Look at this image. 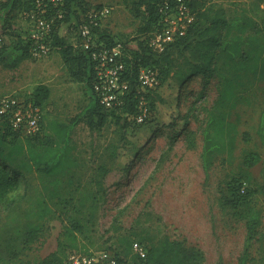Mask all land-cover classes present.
Here are the masks:
<instances>
[{
  "label": "rangeland",
  "instance_id": "rangeland-1",
  "mask_svg": "<svg viewBox=\"0 0 264 264\" xmlns=\"http://www.w3.org/2000/svg\"><path fill=\"white\" fill-rule=\"evenodd\" d=\"M257 1L213 0L228 15L251 9ZM89 3L90 11L106 5L113 8L102 27L121 42L130 40L132 44L153 32L147 6L139 0ZM138 5L141 12L136 9ZM31 13L20 12L14 21L16 30L26 36L37 29V16ZM75 33L68 32L71 43L77 40ZM217 63L223 72H235L221 53ZM245 80L249 81L247 77ZM224 83L220 74L210 78L195 75L186 81L175 126L156 131L148 126L125 130L120 110L106 111L104 124L94 130L86 120L80 122L73 131L79 166L64 177L60 198L52 200L54 212L20 258L0 264H39L54 251L62 256L71 250L109 249L127 256V239L140 233L149 234L146 240L166 233L183 239L204 251L206 264H240L248 244L246 223L252 210L261 213V224L249 245L248 264H264V143L258 134L264 81L238 91L237 107L228 117L236 123V136L232 145L216 152L205 168L202 154L208 119L227 110L219 103ZM41 84L50 90L42 102L43 132L51 120H69L89 103L84 82L71 75L58 47L45 57L25 59L17 68L0 67V97L15 94L31 98ZM162 87L168 95L169 86ZM161 107L165 110L168 105L161 103ZM27 140L0 122V150L13 159L12 166L24 167L22 186L12 196L27 193L41 201L47 198L44 187L51 177L28 164ZM135 147L140 150L133 155L130 152ZM250 150L261 157L253 167L245 163ZM3 205L0 202V221Z\"/></svg>",
  "mask_w": 264,
  "mask_h": 264
},
{
  "label": "trees",
  "instance_id": "trees-1",
  "mask_svg": "<svg viewBox=\"0 0 264 264\" xmlns=\"http://www.w3.org/2000/svg\"><path fill=\"white\" fill-rule=\"evenodd\" d=\"M139 1L141 5L147 6L145 9L149 13L151 31L160 28L161 6L166 0ZM263 1L258 0L251 9L228 15L226 9L213 0H193L191 5L196 13L195 21L184 36L171 42L163 52L156 51L149 44L150 35L145 39H136V43L131 44L130 40L121 42L116 39L102 25L96 26V46L114 47L121 44L126 77L130 80V90L122 106L107 109L101 104L94 89L96 70L92 49L84 46L80 33L81 25L91 10L89 0H63L61 5L44 0L41 3L42 9L37 7V0H0V67L14 69L25 59L33 57L36 40L19 33L14 21L20 12L36 13L38 18L45 17L52 22L48 43L52 48H60L71 75L84 82L89 94V103L77 116L69 120L53 119L47 124L45 132L27 137L28 164L51 177V181L44 187L47 192L46 199L35 201L34 196L27 193L18 198L12 196L22 186L24 167L12 166L13 159L0 150V202L4 204V215L0 221V263L20 258L38 239L44 220L54 212L52 200L60 198L64 177L79 166L73 131L80 122L86 120L94 130L104 124L106 111L120 110L124 113L125 130L148 126L151 131H156L163 126H175L181 115L180 95L185 82L195 75L210 78L220 74L225 78V83L219 103L227 110L213 113L208 119L202 154L205 168L209 166L216 152H222L228 145H232L236 136V123L228 117L237 107L240 99L238 91L247 88L249 84L264 81ZM138 6L136 9L141 12L142 7ZM249 30L253 31L247 34ZM69 31L76 32L75 43L70 42ZM219 53L225 55L228 62L234 65L235 72L232 75L223 72L219 67ZM145 67L159 70L160 84L145 90L149 113L145 121L139 122L136 114L139 96L144 92L139 84V74ZM245 77L249 79V83ZM163 85L169 86L168 95L164 94ZM49 91L48 86L41 84L31 99L42 106ZM161 103L167 104L168 108L164 110ZM7 125L10 128L8 123ZM258 134L264 143V109L260 116ZM14 135L20 134L14 132ZM6 137L7 133L4 134V138ZM139 150L140 147H135L130 153L133 152L134 155ZM114 154L117 153L114 151ZM260 159L258 152L253 150L245 155V163L249 167L256 165ZM69 182H72V178H69ZM246 224L248 244L240 258V264H248L249 245L255 239L257 228L261 224V213L252 210ZM148 238V233L128 238V255L116 254L119 257H131L135 264H206L204 251L200 247L188 245L183 239L173 238L167 233L146 240ZM135 241L143 243L147 248L145 258L133 253ZM66 255L67 253L61 256L54 251L39 264H65Z\"/></svg>",
  "mask_w": 264,
  "mask_h": 264
},
{
  "label": "built area",
  "instance_id": "built-area-1",
  "mask_svg": "<svg viewBox=\"0 0 264 264\" xmlns=\"http://www.w3.org/2000/svg\"><path fill=\"white\" fill-rule=\"evenodd\" d=\"M39 6L44 0H37ZM55 5H61L63 0H48ZM193 0H166L161 6V27L154 30L149 44L158 52H163L177 38L184 36L190 25L195 21L196 13L192 7ZM264 9V1L261 4ZM112 7L106 5L89 11L86 21L81 25L80 33L86 48L92 49L95 61L96 76L95 92L101 104L107 109L122 106L125 96L130 90V80L126 77V63L123 59L121 44L114 47L96 46L94 29L102 25L112 14ZM44 11V9L42 10ZM36 17V13H31ZM37 29L30 37L36 40L33 50L34 58L49 55L52 46L48 43L51 36L52 22L45 17H37ZM139 84L144 92L139 96L136 119L145 121L149 113V102L145 90L153 89L160 84V73L157 68H142L139 74ZM0 120L7 122L13 132L25 137H33L43 132L44 112L40 104L31 98L7 94L0 97ZM133 253L141 258L147 256V248L139 241L132 247ZM65 264H135L131 257H119L109 249H91L88 251L71 250Z\"/></svg>",
  "mask_w": 264,
  "mask_h": 264
},
{
  "label": "crops",
  "instance_id": "crops-1",
  "mask_svg": "<svg viewBox=\"0 0 264 264\" xmlns=\"http://www.w3.org/2000/svg\"><path fill=\"white\" fill-rule=\"evenodd\" d=\"M262 7V6H261ZM0 122H5L4 120H0ZM45 129V128H44ZM44 131V130H43ZM43 133V132H42Z\"/></svg>",
  "mask_w": 264,
  "mask_h": 264
}]
</instances>
